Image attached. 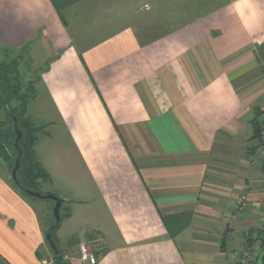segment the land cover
I'll list each match as a JSON object with an SVG mask.
<instances>
[{"label":"crops","instance_id":"0c3cea01","mask_svg":"<svg viewBox=\"0 0 264 264\" xmlns=\"http://www.w3.org/2000/svg\"><path fill=\"white\" fill-rule=\"evenodd\" d=\"M0 46L31 63L46 51L34 86L103 204L107 229L86 228V201L64 197L69 264H84L82 243L97 264H236L247 247L258 264L264 159L251 163L250 135L260 110L264 123V0H0ZM3 162L0 264H53L50 206L22 195Z\"/></svg>","mask_w":264,"mask_h":264},{"label":"rangeland","instance_id":"374dc122","mask_svg":"<svg viewBox=\"0 0 264 264\" xmlns=\"http://www.w3.org/2000/svg\"><path fill=\"white\" fill-rule=\"evenodd\" d=\"M150 1L157 2V0ZM139 5L140 4H138V6ZM155 17H157V14L151 11V19H154ZM45 52L46 51L43 48L41 51L36 53L33 52V63H31L30 58L26 57L27 52H24L23 57L19 59L20 52L9 51L0 46V61L5 60L9 62L15 58L19 59L23 82L25 87H27L30 81H33L34 84L38 82L40 72L43 70H41V68L45 64L43 63L45 59L41 57H44ZM35 88L36 98L29 107V113L33 119L34 125L43 128V132L39 134V143L36 149L40 160L50 167L55 176V184L53 186L48 183L42 184L40 191L44 194H56L63 200L66 199L64 197L71 198L70 195H72L76 199L86 201V203L84 202L76 205V216H78L79 219V216H81L82 220H86V228L93 226L106 230L107 228L104 226H109V224L104 215L103 204L96 192L92 190L88 178L84 175L81 169V164H79L76 159V155L65 128L56 117L53 106L43 85H36ZM251 137L252 135H250V138ZM258 142L259 141L257 140V144ZM0 164H4L3 160H0ZM13 165L14 163H12L11 166ZM81 188L86 189V191L81 192ZM35 202L50 206V219L53 222L54 201L35 200ZM61 213L63 216L67 213L66 204L63 205ZM67 224L68 223L64 221L63 218L60 224V226L62 225V230L60 228L57 232L58 237L66 234L68 231L71 232L74 230V225L71 227ZM77 224L79 225L81 222L79 223L77 221ZM83 231L84 230H81L73 234L72 236L74 237L70 239L77 240L82 236Z\"/></svg>","mask_w":264,"mask_h":264},{"label":"trees","instance_id":"16d2710c","mask_svg":"<svg viewBox=\"0 0 264 264\" xmlns=\"http://www.w3.org/2000/svg\"><path fill=\"white\" fill-rule=\"evenodd\" d=\"M22 57L23 53L20 54L19 59ZM19 59L15 58L9 62L5 60L0 61V158L6 161L10 166L12 163L15 165L17 157V151L14 147V142L17 137L15 131L16 120L18 129L23 132V137L20 141V148L23 150V156L18 178L26 189L44 194L40 191L42 184L49 183L51 178L38 160L35 151V144L38 141L39 134L43 132V128L36 127L29 117H27L28 105L35 98L36 89L33 81H30L28 86L25 87ZM261 114V110L255 113V117L251 121L253 126V135L251 139L259 141L255 150L258 149V147L264 146V140L262 139L264 123L260 120ZM14 165L10 167L11 171ZM12 183L22 195L27 198L36 199L22 191L13 179ZM62 218L63 216L61 213V219ZM54 224L55 219L53 218L50 227ZM59 229L60 226L53 235L54 241L58 245L59 253L56 254L48 241L46 242L53 254V264H69L59 245L56 234ZM261 249L262 253H264V238ZM262 264H264V258Z\"/></svg>","mask_w":264,"mask_h":264},{"label":"water","instance_id":"95a60500","mask_svg":"<svg viewBox=\"0 0 264 264\" xmlns=\"http://www.w3.org/2000/svg\"><path fill=\"white\" fill-rule=\"evenodd\" d=\"M15 131H16L17 137H16L15 142H14V147L17 151V157L15 160V165L11 171L12 179L16 183V185L22 191H24L26 194H28L30 197L36 198L38 200H52L55 202V206H54V210H53L55 224L50 227V229L46 235V239H47L48 243L50 244L52 250L56 254H58L59 248H58V245L56 244V242L54 241L53 235L61 224V208H62V205L64 203V200L62 198H60L59 196H57L56 194H52V193L41 194V193H37V192L31 191V190H28L21 184V182L18 178V172H19L20 167H21V159L23 156V150L20 148V141L23 137V132L18 129L16 120H15ZM263 257H264V253L261 255V257L258 261V264H262Z\"/></svg>","mask_w":264,"mask_h":264},{"label":"built area","instance_id":"2783aa9c","mask_svg":"<svg viewBox=\"0 0 264 264\" xmlns=\"http://www.w3.org/2000/svg\"><path fill=\"white\" fill-rule=\"evenodd\" d=\"M259 158L264 159V146L260 147L259 153L257 155L254 154L250 157V161L251 163L255 164L257 163ZM248 207L249 199L247 195L243 194L237 201L236 211L244 212ZM79 248L81 254V261L84 264H97V257L87 243H82ZM253 253L254 250L252 247L244 248L240 253L236 264H257L256 260L254 259ZM45 263L49 264L47 261H45ZM50 264L52 263L50 262Z\"/></svg>","mask_w":264,"mask_h":264}]
</instances>
